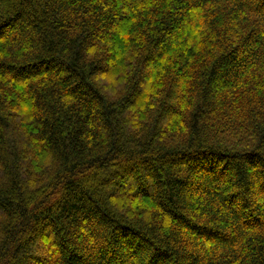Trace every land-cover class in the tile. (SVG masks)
<instances>
[{"label": "trees", "instance_id": "16d2710c", "mask_svg": "<svg viewBox=\"0 0 264 264\" xmlns=\"http://www.w3.org/2000/svg\"><path fill=\"white\" fill-rule=\"evenodd\" d=\"M0 264H264V0H0Z\"/></svg>", "mask_w": 264, "mask_h": 264}]
</instances>
